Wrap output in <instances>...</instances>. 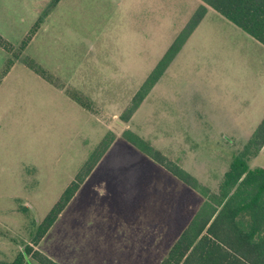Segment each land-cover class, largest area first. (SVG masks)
I'll return each mask as SVG.
<instances>
[{
    "label": "rangeland",
    "instance_id": "rangeland-1",
    "mask_svg": "<svg viewBox=\"0 0 264 264\" xmlns=\"http://www.w3.org/2000/svg\"><path fill=\"white\" fill-rule=\"evenodd\" d=\"M51 1L0 0V36L14 51ZM64 1L59 12L65 13L61 19L68 23L74 17L69 16L68 0ZM76 1L73 13L80 17L75 19L76 26L83 28L86 17L87 27L95 34L114 31L120 16H129L137 7L143 13L150 6L151 14H157L156 49L142 51L139 65L131 60V51L123 52L125 64L117 65L114 59L104 61V55L116 56L114 50H73L67 30L54 34L53 6L32 44L29 41L16 56L8 54L15 65L4 77L0 75V264H11L18 252L24 254L25 245L39 237L48 211L108 130L116 137L111 148L32 249L58 264H159L202 198L120 134L131 129L215 190L232 157L243 148L244 137L263 115L261 45L208 9L197 31L206 41L198 45L199 60L195 55V60L202 61L200 68L188 62L182 72L165 74L124 124L119 114L188 21L198 0L124 2L118 8L109 0ZM229 47L243 49V60L248 57L256 64L257 75L252 78L258 98L239 115L218 114L202 124L193 114L194 102L211 111L212 95L228 104L236 101L238 91L230 89L233 55L225 53ZM218 53L221 57L215 56ZM6 56L0 48V69ZM212 61L221 64L214 66ZM26 63L49 70L65 89L81 90L91 113L35 76ZM216 79L223 80L224 87L222 81L218 87L213 85ZM22 159L39 167V185L32 184L35 181ZM23 264L39 263L24 255Z\"/></svg>",
    "mask_w": 264,
    "mask_h": 264
},
{
    "label": "trees",
    "instance_id": "trees-1",
    "mask_svg": "<svg viewBox=\"0 0 264 264\" xmlns=\"http://www.w3.org/2000/svg\"><path fill=\"white\" fill-rule=\"evenodd\" d=\"M58 0H52L42 11L31 30L23 38L19 50L0 36V47L18 55L25 49L39 28L49 9ZM198 6L180 29L171 44L149 71L118 118L126 124L163 76L191 33L199 25L208 8L264 45V0H199ZM44 18V19H43ZM8 57L0 75L7 73L13 59ZM29 65V63H28ZM45 78L49 76L39 67H32ZM51 80V79H50ZM70 97L89 109V103L75 91ZM120 137L138 152L164 167L171 175L196 191L202 201L177 240L159 264H264V166H250V157L264 145V116L241 150L234 155L223 172L217 188L211 190L177 162L169 159L149 141L131 129H123ZM107 131L95 145L79 171L41 222V234L18 252L11 264H23L24 255L39 264H58L32 245L52 226L66 204L75 195L86 177L115 140Z\"/></svg>",
    "mask_w": 264,
    "mask_h": 264
},
{
    "label": "crops",
    "instance_id": "crops-1",
    "mask_svg": "<svg viewBox=\"0 0 264 264\" xmlns=\"http://www.w3.org/2000/svg\"><path fill=\"white\" fill-rule=\"evenodd\" d=\"M109 1H112L113 3H115L116 7L118 8L124 2H131L135 5H138V4H154L158 0H109ZM64 2H65L64 0H58L54 5L53 16L56 17V19H55V27L56 28H53V29H54V34H58V35H63L64 29L68 31V42L71 45V48L73 50L76 49L79 51L84 50V51H95V52H108L110 50L111 51L114 50L115 52H117L116 56L114 58H107V56L104 55V61L109 60V59H111V60L114 59V60H116L117 65H119V64L124 65L125 64L124 61H126L125 60L126 57L124 56L123 52H125V51L130 52L131 51V52H133V54H131L132 55L131 60L136 61V63L134 62V64L139 65L140 61L142 60V58H141V54H142L141 52L142 51H150V50L156 49V46H155L156 45V35H157L156 29L158 28L157 14H154V13L151 14V12H154V11H151L150 6H148V10L146 12H143V13L140 12L138 10V7H137V8H135L136 11H133V13L130 12L131 14L129 16H126V17L120 16V18H118V20H116V22H114L117 24V28L114 29V31L111 30L109 32H105L104 30H102L100 32V34H95L90 30V28L87 27V18L86 17H85V20H86L85 26L83 28H78L76 26L75 19L80 18V17H77L73 13L75 11V7L77 8V6H76L77 1L76 0H68L69 16L72 17V19L74 17V21L70 20V22L67 23L61 19V17L65 13H61L59 11L61 9L60 7H62V4ZM199 2L200 1L198 0V4H199ZM123 8L124 7H122V9H121L122 11H124ZM208 9H212V8H208ZM213 11H215V10H213ZM207 12H208V10H207ZM207 12H206L205 16L203 17V19L206 17ZM215 13H216L215 15H220L216 11H215ZM57 15H58V17H57ZM177 17H179V15L175 16L176 20L178 19ZM221 17L223 19L227 20L223 16H221ZM160 18H165V17L160 16ZM203 19L201 20L199 25L194 29V31L191 33V35L189 36V38L187 39V41L185 42V44L183 45V47L181 48L179 53L176 55V57L174 58L172 63L169 65V67L167 68V70L165 71L163 76L165 74H167L168 72L169 73L182 72L183 69L188 66V65H185L188 62H193L194 63L193 66L200 68L202 61L201 62L198 61L200 58V55L198 54V51L200 50V48H198V45L201 42H203V44H205L206 41L204 40V38L200 34H198L197 31L199 30ZM125 22H127L126 25H124ZM185 23L183 24V26L185 25ZM234 26L237 27L236 25H234ZM238 29L241 30L240 28H238ZM241 31H243V30H241ZM30 41L31 42L29 45L32 44L33 39ZM113 43H115V45ZM258 43L261 45L260 49H261L262 59L260 61V64L263 65V71H264V45L261 44L260 42H258ZM170 44L171 43H169V45ZM0 48L7 54V56L5 58V61H6V59L8 57H10L8 55L10 53L6 52L2 47H0ZM166 49L167 48H165L164 51ZM164 51L161 53L160 57L162 56ZM119 52H121V53H119ZM205 52L206 51L203 50V54H204L203 56L204 57L206 56ZM225 53L233 55L232 62L230 61V67L232 68L234 73H232V82L230 85V89L232 91L237 90L238 95L236 97H234L236 99V101L235 102L231 101L230 104L223 102L224 101L223 97H222V99H220L218 97V95H212L211 101H213L216 105L214 104V108L211 111L206 109L203 105H201V106L196 105L197 103L194 102V104H192V106H191L194 109L193 114L197 116L198 121L202 124H205L206 122H212V120H214L213 116H214V118H216V116L218 114L219 115L228 114V115L232 116L233 113L235 114L236 112H238V115H239L240 111L247 110L250 107L251 100H253L252 101L253 102L252 107H253L254 106V99L258 98V89L254 86L255 79L252 78L253 76L257 75V69H255L256 64L253 63L252 61H250V59L248 57L244 58V60H243V55H244L243 49H235V48L229 47V49ZM195 55L198 56V60H195L196 59ZM215 56L216 57L220 56V54L218 53V55H215ZM159 58H158V60H159ZM127 59H129V58H127ZM198 62H199V64H198V66H196L195 64H197ZM217 63L220 65L221 61H214L213 65L215 66ZM26 64H27V66L25 65V67L30 69V71H32L35 76L39 77L46 84H49L50 87H54V89L58 90L59 92H62V94H64L66 97H68L71 101H73L74 103L79 105V107H81L83 112L87 111V112L91 113V110L87 109L86 107H84L83 105H81L80 103H78L77 101L72 99L68 93L69 91L77 90L75 92L80 93V95H83V97L87 98L86 94L84 95L81 93V90L76 89V88H75V90L65 89V87H63V85L59 84L60 81L58 78H55V80H53L51 78V73L49 72V70H44V69H42L43 67L41 68L49 76V78L51 80L48 78H45L42 75H40L39 73H37L32 67H30V65H28V63H26ZM222 64L225 67V69H227V65H226L224 60L222 61ZM14 65H15V61L12 62V65L6 74H8L12 70ZM210 65H211V61H210ZM1 70H2V68L0 69V71ZM263 73H261L259 75V77ZM5 75H3L1 77H4ZM162 77L160 78V80L162 79ZM259 77H257V78H259ZM160 80L156 83V85L160 82ZM57 81L59 83H57ZM221 81H222V87H224L223 80H218V79H216V81H214L213 85L215 84V86L218 87L221 84ZM262 82H263V87H261V89H263V92H264V80ZM155 86L152 88V90L150 91L148 96L152 93ZM240 89L243 91H241ZM246 93L249 94L250 96H248ZM254 93H256V94H254ZM89 97H91V96L89 95ZM182 103H183V106L186 105V102L185 103L182 102ZM202 107L205 108V110L202 109ZM182 109H183V107H182ZM263 116H264V111H263V115H262L261 119L263 118ZM261 119L259 120V122L261 121ZM216 120L222 121L219 119H216ZM259 122H258V124H259ZM222 127L224 129H228L226 126H222ZM230 129L235 130V128H230ZM254 129H253V131H254ZM252 132L250 134H247L244 137V139L246 140L252 134ZM114 141H113V143H114ZM112 144H111V146H112ZM111 146L109 147V149L111 148ZM109 149L104 153V155L109 151ZM104 155L100 158V160L97 162L95 167H97L99 165V163L102 162ZM249 162H250L249 163L250 166H252V167L255 165L264 166V145L260 148V150L254 156L250 157ZM22 163L24 164V169L26 168V170L30 173V176L35 181L32 184L33 185H35V184L39 185V181H38L39 167L36 166L35 164L34 165L30 164L29 162H26L23 159H22ZM17 167L19 168L20 166L18 165ZM95 167L93 168V170L95 169ZM85 180H84V182H85ZM82 184H81V186H82Z\"/></svg>",
    "mask_w": 264,
    "mask_h": 264
}]
</instances>
